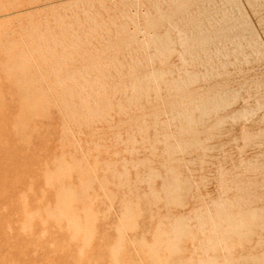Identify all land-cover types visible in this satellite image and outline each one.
I'll use <instances>...</instances> for the list:
<instances>
[{
    "label": "rangeland",
    "instance_id": "374dc122",
    "mask_svg": "<svg viewBox=\"0 0 264 264\" xmlns=\"http://www.w3.org/2000/svg\"><path fill=\"white\" fill-rule=\"evenodd\" d=\"M0 123V264H264V0H0Z\"/></svg>",
    "mask_w": 264,
    "mask_h": 264
},
{
    "label": "bare ground",
    "instance_id": "6f19581e",
    "mask_svg": "<svg viewBox=\"0 0 264 264\" xmlns=\"http://www.w3.org/2000/svg\"><path fill=\"white\" fill-rule=\"evenodd\" d=\"M32 1H33V0H32ZM40 1H41V0H40ZM43 1H44V0H43ZM51 1H52V0H51ZM86 1H87V0H86ZM114 2H115V1H114ZM42 3H43V2H42ZM65 3H66V2H65ZM76 3H77V2H76ZM103 3H104V2H103ZM35 4H36V3H35ZM89 4H90V3H89ZM109 4H110V3H109ZM112 4H113V3H112ZM1 6H2V5H1ZM117 6H118V5H117ZM45 7H46V6H45ZM13 8H14V7H13ZM49 8H50V7H49ZM114 8H115V7H114ZM21 10H22V9H21ZM102 10H103V9H102ZM36 11H37V10H36ZM40 11H41V10H40ZM42 11H43V10H42ZM25 13H26V12H25ZM109 13H111V12H109ZM29 14H30V13H29ZM31 14H32V13H31ZM27 15H28V14H27ZM112 15H113V14H112ZM119 15H120V14H119ZM24 16H25V15H24ZM64 16H65V15H64ZM106 17H107V16H106ZM111 18H112V17H111ZM121 18H122V17H121ZM64 19H65V17H64ZM73 19H74V18H73ZM81 20H82V19H81ZM91 20H92V19H91ZM117 20H118V19H117ZM46 21H47V20H46ZM56 21H57V20H56ZM40 22H41V21H40ZM49 22H50V21H49ZM120 22H121V21H120ZM91 23H92V22H91ZM102 23H103V22H102ZM108 23H109V22H108ZM63 25H64V24H63ZM112 26H113V25H112ZM33 27H34V25H33ZM79 27H80V26H79ZM47 28H48V27H47ZM49 28H50V25H49ZM66 28H67V27H66ZM77 28H78V27H77ZM87 28H88V27H87ZM50 29H51V28H50ZM58 29H59V28H58ZM71 29H72V28H71ZM55 30H56V29H55ZM38 31H39V30H38ZM41 31L43 32V30H41ZM96 31H97V30H96ZM107 31H108V30H107ZM30 32H31V31H30ZM44 33H45V32H44ZM58 33H59V32H58ZM180 33H181V32H180ZM45 34H46V33H45ZM49 34H50V33H49ZM52 34H53V33H52ZM85 35H86V34H85ZM31 36H32V35H31ZM46 36H47V35H46ZM69 36H70V35H69ZM74 36H75V35H74ZM35 37H36V36H35ZM50 37H51V36H50ZM26 39H27V38H26ZM50 39H51V38H50ZM50 39H49V41H50ZM77 39H78V38H77ZM37 40H38V39H37ZM54 40H55V39H54ZM49 41H48V42H49ZM80 41H81V40H80ZM14 42H15V41H14ZM30 42H31V41H30ZM56 42H57V41H56ZM73 42H74V41H73ZM16 43H17V42H16ZM21 43H22V42H21ZM21 43H20V44H21ZM42 43H43V42H42ZM54 43H55V42H54ZM64 43H65V42H64ZM37 44H38V43H37ZM49 44H50V43H49ZM24 45H25V44H24ZM13 46H14V45H13ZM52 46H53V45H52ZM71 46H72V45H71ZM7 48H8V47H7ZM7 48H6V49H7ZM18 48H19V47H18ZM26 48H27V46H26ZM34 48H35V47H34ZM45 48H46V47H45ZM21 49H22V48H21ZM35 49H36V48H35ZM58 49H59V48H58ZM27 50H28V49H27ZM31 50H32V49H31ZM24 51H25V50H24ZM37 51H38V50H37ZM89 51H90V50H89ZM10 52H11V51H10ZM19 52H20V51H19ZM60 52H61V51H60ZM33 53H34V51H33ZM73 53H75V52H73ZM200 53H201V52H200ZM4 54H5V53H4ZM46 54H47V53H46ZM49 54H50V53H49ZM85 54H86V53H85ZM7 55H8V54H7ZM12 55H13V54H12ZM42 55H43V54H42ZM10 57H11V55H10ZM20 57H21V56H20ZM23 57H24V56H23ZM62 57H63V56H62ZM63 58H64V57H63ZM140 60H141V59H140ZM46 61H47V60H46ZM53 61H54V60H53ZM60 62H61V61H60ZM65 62H66V61H65ZM5 63H6V62H5ZM69 63H70V62H69ZM6 64H7V63H6ZM34 64H35V63H34ZM148 65H149V64H148ZM43 66H44V64H43ZM70 67H71V66H70ZM38 68H39V67H38ZM65 68H66V67H65ZM67 68H68V67H67ZM25 70H26V69H25ZM109 70H110V69H109ZM16 72H17V71H16ZM41 73H42V72H41ZM15 74H16V73H15ZM1 75H2V74H1ZM116 75H117V74H116ZM52 76H53V75H52ZM63 76H64V75H63ZM21 77H22V76H21ZM39 78H40V77H39ZM59 78H60V77H59ZM102 78H103V77H102ZM34 79H35V78H34ZM42 79H43V78H42ZM5 80H6V79H5ZM27 80H28V79H27ZM55 80H56V79H55ZM74 81H75V80H74ZM2 82H3V81H2ZM18 82H19V81H18ZM49 82H50V81H49ZM49 82H48V83H49ZM71 82H72V81H71ZM79 82H80V81H79ZM77 85H78V83H77ZM41 86H42V85H41ZM67 86H68V85H67ZM3 88H4V87H3ZM36 88H37V87H36ZM190 88H191V87H190ZM4 89H5V88H4ZM23 89H24V88H23ZM28 90H29V89H28ZM31 91H32V90H31ZM37 91H38V90H37ZM59 91H60V89H59ZM123 91H124V90H123ZM4 92H5V91H4ZM19 92H20V91H19ZM46 92H47V91H46ZM5 94H6V93H5ZM5 94H4V95H5ZM59 94H60V93H59ZM97 94H98V93H97ZM19 95H20V94H19ZM118 95H119V94H118ZM150 95H151V94H150ZM79 96H80V95H79ZM87 96H88V95H87ZM4 97H5V96H4ZM35 97H36V96H35ZM44 97H45V96H44ZM49 98H50V97H49ZM82 98H83V97H82ZM4 99H5V98H4ZM9 99H10V98H9ZM90 99H91V98H90ZM47 100H48V99H47ZM78 100H79V99H78ZM55 102H56V101H55ZM58 102H59V101H58ZM117 102H118V101H117ZM29 103H30V102H29ZM69 103H70V102H69ZM174 103H175V102H174ZM48 104H50V103H48ZM10 105H11V104H10ZM65 105H66V104H65ZM67 105H68V104H67ZM110 105H112V104H110ZM118 105H119V104H118ZM115 106H116V105H115ZM119 106H120V105H119ZM147 106H149V105H147ZM194 106H195V105H194ZM194 106H193V107H194ZM13 107H14V106H13ZM44 107L46 108V106H44ZM80 107H81V106H80ZM11 108H12V107H11ZM24 108H25V107H24ZM85 108H86V107H85ZM107 108H109V107H107ZM113 109H114V108H113ZM11 110H12V109H10V111H11ZM79 110H80V109H79ZM151 110H152V109H151ZM151 110H150V111H151ZM188 110H189V109H188ZM3 111H4V110H3ZM22 111H23V110H22ZM37 111H38V110H37ZM47 111H48V110H47ZM81 111H82V110H81ZM103 111H104V110H103ZM110 111H111V110H110ZM12 112H13V111H11V113H12ZM39 112H40V110H39ZM51 112H52V111H51ZM98 112H100V111H98ZM140 112H141V111H140ZM153 112H154V111H153ZM41 113H42V111H41ZM104 113H105V112H104ZM111 113H112V112H111ZM214 113H215V112H214ZM3 114H4V112H3ZM44 114H45V113H44ZM91 114H92V113H91ZM1 115H2V114H1ZM40 115H41V114H40ZM42 115H43V113H42ZM78 115H81V114H78ZM119 115H120V114H119ZM140 115H141V114H140ZM43 116H44V115H43ZM115 116H116V115H115ZM68 117H69V116H68ZM118 117H119V116H118ZM122 117H123V116H122ZM134 117H135V116H134ZM5 118H6V117H5ZM5 118H3V119H5ZM83 118H84V117H83ZM116 118H117V117H116ZM34 119H35V118H34ZM81 119H82V118H81ZM118 119H119V118H118ZM145 119H146V117H145ZM29 120L32 121L31 119H29ZM91 120H93V119L91 118ZM107 120H108V119H107ZM3 121H5V120H3ZM3 121H2V123H3ZM10 121H11V120H10ZM116 121H117V120H116ZM12 122H13V121H12ZM15 122H16V121H15ZM23 122H24V121H23ZM25 122H26V120H25ZM25 122H24V123H25ZM34 122H35V121H34ZM37 122H38V121H37ZM59 122H60V121H59ZM197 122H198V120H197ZM2 123H0V124H2ZM5 123H6V122H5ZM10 123H11V122H10ZM26 123H28V121H27ZM137 123H138V122H137ZM17 124H18V122H17ZM28 124H29V123H28ZM33 124H35V123H33ZM61 124H62V123H61ZM66 124H67V123H66ZM117 124H118V123H117ZM158 124H159V123H158ZM177 124H178V123H177ZM19 125H21V124H19ZM35 125H36V124H35ZM5 126H6V125H5ZM13 126H17V125L14 124ZM25 126H26V125H25ZM25 126H24V127H25ZM32 126H33V129H34V125H32ZM67 126H68V125H67ZM96 126H97V125H96ZM104 126H105V124H104ZM104 126H103V127H104ZM114 126H116V125H114ZM125 126H126V125H125ZM3 127H4V126H2V127H0V128L3 129ZM21 127H22V126H21ZM24 127H23V128H24ZM30 127H31V126H30ZM35 127H36V126H35ZM139 127H140V126H139ZM156 127H157V126H156ZM42 128H43V127H42ZM105 128H106V127H105ZM105 128H104V129H105ZM1 129H0V130H1ZM20 129H21V128H20ZM83 129H84V128H83ZM101 129H102V128H101ZM121 129H122V128H121ZM132 129H135V128H132ZM14 130H16V129L14 128ZM14 130H13V131H14ZM86 130H87V129H86ZM110 130H111V129H110ZM157 130H158V129H157ZM177 130H178V129H177ZM179 130H180V129H179ZM9 131H10V130H9ZM27 131H28V130H27ZM30 131H31V129H30ZM72 131H73V130H72ZM82 131H83V130H82ZM149 131H150V130H149ZM149 131H148V134H149ZM34 132H35V130H34ZM43 132H44V131H43ZM122 132H123V131H122ZM151 132H152V131H151ZM162 132H163V131H162ZM0 133H3V132H0ZM10 133H11V132H10ZM12 133H13V132H12ZM63 133H64V132H63ZM130 133H131V132H130ZM15 134H19V133H15ZM35 134H36V132H35ZM37 134H38V133H37ZM46 134H47V133H46ZM84 134H85V133H84ZM105 134H106V133H105ZM24 135H25V134H24ZM38 135H39V134H38ZM38 135H37V136H38ZM52 135H53V134H52ZM102 135H103V133H102ZM15 137H16V136H15ZM77 137H78V136H77ZM105 137H106V136H105ZM105 137H104V138H105ZM0 138H1V137H0ZM9 138H10V135H9ZM21 138H22V136H21ZM89 138H90V137H89ZM159 138H160V137H159ZM10 139H11V138H10ZM16 139H17V138H16ZM30 139H31V138H30ZM136 139H137V138H136ZM177 139H178V138H177ZM0 140H1V139H0ZM28 140H29V138H28ZM37 140H38V139H37ZM41 140H43V139H41ZM41 140H40V142H41ZM49 140H50V139H49ZM79 140H80V139H79ZM170 140H171V139H170ZM200 140H201V139H200ZM8 141H9V140L7 139V142H8ZM11 141H12V139H11ZM11 141H9V142H11ZM30 141H31V140H30ZM44 141H45V140H44ZM81 141H82V140H81ZM93 141H94V140H93ZM150 141H151V140H150ZM173 141H174V140H173ZM7 142H5V143H7ZM13 142H14V141H13ZM13 142H12V143H13ZM19 142H20V141H19ZM42 142H43V141H42ZM83 142H84V141H83ZM12 143H11V144H12ZM14 143H15V142H14ZM17 143H18V142H17ZM26 143H28V141H27ZM49 143H50V142H49ZM9 144H10V143H9ZM11 144H10V145H11ZM19 144H20V143H19ZM24 144H25V142H24ZM50 144H51V143H50ZM80 144H81V143H80ZM83 144H84V143H83ZM0 145H1V144H0ZM12 145H13V144H12ZM12 145H11V146H12ZM34 145H36V144H34ZM77 145H78V144H77ZM110 145H111V144H110ZM1 146H4V144L1 145ZM1 146H0V148H1ZM6 146H8V145H6ZM6 146H5V147H6ZM31 146H33V145H31ZM42 146H43V145H42ZM48 146H50V145H48ZM90 146H91V145H90ZM105 146H106V145H105ZM9 147H10V146H9ZM18 147H19V146H18ZM46 147H47V146H46ZM76 147H77V146H76ZM10 148H11V147H10ZM10 148H8V149H10ZM12 148H13V147H12ZM12 148H11V150H13ZM74 148H75V147H74ZM79 148H80V147H79ZM79 148H78V149H79ZM120 148H121V147H120ZM138 148H139V147H138ZM2 149H3V148H2ZM2 149H1V150H2ZM28 149H29V148H28ZM32 149H33V148H32ZM47 149H48V148H47ZM81 149H82V148H81ZM3 150H4V149H3ZM14 150H15V147H14ZM26 150H27V149H26ZM38 150H39V152H40V151L43 150V148H42V150H40V149H38ZM67 150H69V149H67ZM91 150H92V149H91ZM126 150H127V149H126ZM136 150H137V149H136ZM158 150H159V149H158ZM77 151H78V150H76L75 153H77ZM79 151H80V150H79ZM110 151H111V150H110ZM188 151H189V150H188ZM11 152H12V151H11ZM72 152H73V151H72ZM72 152H71V153H72ZM100 152H101V151H100ZM105 152H106V151H105ZM2 153H3V151H2ZM25 153H26V152H25ZM27 153H28V152H27ZM32 153H34V151H33ZM36 153H37V152H36ZM45 153H47V152H45ZM61 153H62V152H61ZM69 153H70V152H69ZM71 153H70V154H71ZM84 153H85V152H84ZM86 153H87V151H86ZM107 153H108V152H107ZM123 153H124V152H123ZM138 153H139V150H138ZM145 153H146V152H145ZM156 153H158V152H156ZM12 154H14V153L12 152ZM17 154H18V151H17ZM40 154H42V152L39 153V155H40ZM47 154H48V153H47ZM62 154H63V153H62ZM73 154H74V152H73ZM77 154H78V153H77ZM80 154H81V153H80ZM88 154H89V153H88ZM90 154H91V153H90ZM35 155H36V154H35ZM35 155H34V156H35ZM45 155H46V154H45ZM60 155H61V154H60ZM83 155H84V154H83ZM193 155H194V154H193ZM12 156H13V155H12ZM20 156H22V155H20ZM24 156H26V155L23 154V157H24ZM30 156H31V155H30ZM47 156H48V155H46V157H47ZM55 156H57V155H55ZM55 156H53V157H55ZM58 156H59V151H58ZM86 156H87V154H86ZM108 156H109V155H108ZM112 156H113V155H112ZM128 156H129V155H128ZM131 156H132V155H131ZM145 156H146V155H145ZM148 156H151V155H148ZM175 156H176V155H175ZM181 156H182V154H181ZM65 157H67V155H66ZM68 157H69V156H68ZM73 157H74V156H73ZM73 157H72V158H73ZM79 157H80V155H79ZM84 157H85V156H84ZM84 157H83V158H84ZM87 157H91V159H92V156H91V155H90V156H87ZM121 157H122V156H121ZM186 157H187V156H186ZM192 157H193V156H192ZM1 158H2V157H1ZM3 158H4V157H3ZM12 158H14V157H12ZM17 158H18V157H17ZM24 158H25V157H24ZM44 158H45V157H44ZM47 158H48V157H47ZM47 158H46V159H47ZM57 158H58V157H57ZM57 158H56V159H57ZM76 158L78 159V157H76ZM76 158H75V159H76ZM81 158H82V157H81ZM81 158H79V159H81ZM100 158H101V157H100ZM110 158H111V157H110ZM124 158H125V157H124ZM149 158H150V157H149ZM164 158H165V157H164ZM187 158H188V157H187ZM9 159H10V158H8V160H9ZM29 159H31V158H29ZM34 159L37 160L36 157H34ZM34 159H33V160H34ZM58 159H59V158H58ZM65 159H66V158H65ZM73 159H74V158H73ZM75 159H74V160H75ZM79 159H78V160H79ZM89 159H90V158H89ZM101 159H102V158H101ZM107 159H108V158H107ZM204 159H206V158H204ZM16 160H17V159H16ZM18 160H20V158H18ZM49 160H50V159H49ZM52 160H54V158H53ZM78 160H77V161H78ZM81 160H82V159H81ZM83 160H84V159H83ZM85 160H86V159H85ZM93 160H94V159H93ZM102 160H103V159H102ZM123 160H124V159H123ZM125 160H126V159H125ZM0 161H1V159H0ZM13 161H14V160H13ZM26 161H27V160H26ZM26 161H25V162H26ZM37 161H38V160H37ZM45 161H46V160H45ZM57 161H59V160H57ZM68 161H69V158H68ZM77 161H75V163H76ZM155 161H157V159H156ZM1 162H2V161H1ZM1 162H0V163H1ZM4 162H5V161H4ZM4 162H3V163H4ZM9 162H10V161H9ZM17 162H18V161H17ZM22 162H23L24 164H28V163H25L23 160H22ZM32 162H33V161H32ZM35 162H36V161H35ZM43 162H44V160H43ZM53 162H54V161H53ZM55 162H56V161H55ZM81 162H82V161H81ZM85 162H87V160H86ZM108 162H109V161H108ZM3 163H2V164H3ZM11 163L13 164L14 162L11 161ZM11 163H10V164H11ZM46 163H47V162H46ZM88 163H89V161H88ZM125 163H127V162H125ZM10 164H8V165H10ZM44 164H45V163H44ZM56 164H57V163H56ZM56 164H54V165H56ZM72 164H74V163H72ZM79 164H80V163H79ZM91 164H92V163H91ZM127 164H128V163H127ZM127 164H126V165H127ZM174 164H175V163H174ZM0 165H1V164H0ZM17 165H18V164H17ZM31 165H32V164H31ZM33 165L35 166L36 164L34 163ZM45 165H46V164H45ZM48 165H49V164H48ZM48 165H47V166H48ZM62 165H63V164H62ZM74 165H75V164H74ZM77 165H78V164H77ZM153 165H154V164H153ZM10 166H11V165H10ZM12 166H13V165H12ZM21 166H22V165H21ZM36 166H37V165H36ZM80 166H82V165H80ZM115 166H116V165H115ZM145 166H146V165H145ZM154 166H155V165H154ZM203 166H204V165H203ZM8 167H9V166H8ZM15 167L17 168V166H15ZM27 167H28V166H27ZM31 167H33V166H31ZM37 167H38V166H37ZM97 167H98V166H97ZM149 167H150V166H149ZM191 167H192V166H191ZM13 168H14V167H13ZM20 168H21V170H22L23 166L20 167ZM24 168H26V167H24ZM38 168H39V167H38ZM38 168H37V169H38ZM48 168H50V167H48ZM48 168H47V170L45 169L44 172H45V171H48ZM80 168H81V167H80ZM86 168H87V167H86ZM108 168H109V167H108ZM0 169H1V168H0ZM2 169H3V168H2ZM27 169H28V168H27ZM40 169H41V167H40ZM70 169H71V168H70ZM110 169H111V167H110ZM28 170H29V169H28ZM42 170H43V169H42ZM63 170H64V169H63ZM78 170H79V169H77V171H78ZM108 170H109V169H108ZM183 170H184V168H183ZM183 170H181V171H183ZM10 171H11V170H10ZM23 171H24V170H23ZM32 171H33V169H32ZM74 171H76V170H74ZM82 171H83V170H82ZM111 171H112V170H111ZM164 171H165V170H164ZM13 172H15V170H14ZM16 172H17V171H16ZM24 172H25V171H24ZM36 172H37V171H36ZM38 172L40 173L41 171H38ZM85 172H86V171H85ZM128 172H129V171H128ZM202 172H203V171H202ZM9 173H10V172H9ZM22 173H23V172H22ZM33 173L35 174V172H32V174H33ZM41 173H42V172H41ZM49 173H50V172H49ZM79 173L81 174V172H79ZM99 173H100V172H99ZM107 173H109V172H107ZM107 173H106V175H108ZM157 173H158V171H157ZM160 173H161V172H160ZM186 173H187V172H186ZM5 174H7V173H5ZM27 174H28V171H27ZM74 174H75V172H74ZM88 174H89V173H88ZM97 174H98V173H97ZM102 174H103V173H102ZM184 174H185V172H184ZM189 174H190V173H189ZM194 174H195V173H194ZM2 175H3V174H2ZM8 175H9V174H8ZM18 175H19V174H18ZM22 175H23V174H22ZM25 175H26V172H25ZM39 175H40V174H39ZM106 175H105V176H106ZM114 175H115V174H114ZM185 175H187V174H185ZM197 175H198V174H197ZM212 175H213V174H212ZM9 176H10V175H9ZM11 176H12V175H11ZM19 176H20V175H19ZM44 176H45V175H43V177H44ZM48 176H49V175H48ZM75 176H76V175H75ZM98 176H99V175H98ZM110 176H111V175H110ZM161 176H162V175H161ZM208 176H209V175H208ZM218 176H219V175H218ZM3 177H4V176H3ZM14 177H15V176H14ZM17 177H18V176H17ZM20 177L22 178V176H20ZM29 177H30V176H29ZM29 177H27V176L25 177V176H24L23 178L27 180V178H29ZM34 177H36V176L34 175ZM11 178H12V177H11ZM31 178H32V177H31ZM31 178H30V179H31ZM40 178H41V176H40ZM45 178H46V176H45ZM47 178H48V177H47ZM187 178H188V177H187ZM196 178H197V177H196ZM196 178H195V179H196ZM5 179H6V178H5ZM7 179H9V178H7ZM7 179H6V181H7ZM30 179H29V180H30ZM67 179H68V178H67ZM69 179L71 180V178H69ZM84 179H86V177H84ZM195 179H194V180H195ZM197 179H198V178H197ZM197 179H196V180H197ZM3 180H4V179H3ZM13 180H14V179H12V184L14 183ZM18 180H19V178H18ZM35 180H37V179H35ZM63 180H64V179H63ZM63 180H62V181H63ZM94 180H95V179H94ZM209 180H211V179H209ZM247 180H248V179H247ZM4 181H5V180H4ZM9 181H11V180H9ZM19 181H20V180H19ZM23 181H24V180H23ZM96 181H97V180H96ZM96 181H94V183H95ZM121 181H122V180H121ZM26 182H27V181H26ZM43 182H45V181L43 180ZM67 182H69V181H67ZM155 182H156V181H155ZM7 183H8V182H7ZM7 183H6V184H7ZM22 183H23V182H22ZM27 183L29 184V182H27ZM32 183H33V182H32ZM34 183H35V182H34ZM191 183H192V182H191ZM25 184H26V183H25ZM35 184H36V183H35ZM84 184H85V183H84ZM92 184H93V183H91V185H92ZM98 184H99V183H98ZM100 184H101V183H100ZM198 184H199V183H198ZM228 184H229V183H228ZM26 185H27V184H26ZM29 185H30V184H29ZM31 185H32V184H31ZM37 185H38V184H37ZM37 185H35V186H37ZM89 185H90V184H89ZM96 185H97V184H96ZM110 185H111V184H110ZM139 185H140V184H139ZM139 185H138V186H139ZM14 186H15V185H14ZM45 186H46V185H45ZM107 186H109V185H107ZM113 186H114V184H113ZM158 186H159V185H158ZM212 186H213V185H212ZM18 187H20L19 184H18ZM23 187H24V186H23ZM23 187H22V188H23ZM29 187H30V186H27L28 189H29ZM46 187H48V186H46ZM55 187H56V186H55ZM72 187H73V185H72ZM88 187H89V186H88ZM151 187H152V186H151ZM192 187H193V185H192ZM48 188H49V187H48ZM48 188H47V189H48ZM52 188H53V186H52ZM52 188H51V189H52ZM73 188H74V187H73ZM109 188H110V187H109ZM145 188H146V187H145ZM193 188H194V187H193ZM209 188H210V187H209ZM34 189H35V188H34ZM43 189H44V188H43ZM51 189H50V190H51ZM84 189H85V188H84ZM94 189H95V190H99L98 188H97V189L94 188ZM158 189H159V188H158ZM22 190H23V189H22ZM30 190H31V189H30ZM77 190H78V189H77ZM116 190H117V188H116ZM139 190H140V189H139ZM139 190H138V191H139ZM193 190H194V189H193ZM201 190H202V189H201ZM203 190H204V189H203ZM7 191H8V189H7ZM9 191H10V190H9ZM23 191H24V190H23ZM90 191H91V190H90ZM100 191H102V190H100ZM100 191L98 192L99 194H100ZM143 191H144V190H143ZM34 192H35V191H34ZM36 192H37V191H36ZM41 192H42V191H41ZM55 192H56V191H55ZM115 192H116V191H115ZM200 192H201V191H200ZM12 193H13V192H12ZM22 193H23V192H22ZM38 193H39V191H38ZM47 193H48V192H47ZM50 193H52V192L50 191ZM80 193H81V192H80ZM89 193H92V192H89ZM10 194H11V193L9 192V195H10ZM24 194H25V193H24ZM40 194H41V193H40ZM99 194H97V195H99ZM4 195H5V194H4ZM29 195H30V194H29ZM31 195H32V194H31ZM31 195H30V196H31ZM41 195H42V194H41ZM43 195L45 196L46 193H45V194L43 193ZM47 195H48V194H47ZM52 195H53V194H52ZM101 195H102V194H101ZM118 195H119V194H118ZM199 195H200V194H199ZM10 196H11V195H10ZM25 196H27V195H25ZM25 196H24V198H25ZM49 196H50V195H49ZM49 196H48V197H49ZM54 196H55V195H54ZM75 196H76V195H75ZM83 196H84V195H83ZM92 196H93V195H92ZM94 196H95V194H94ZM133 196H135V195H133ZM141 196H142V195H141ZM18 197H19V196H18ZM22 197H23V194H22ZM32 197H33V196H31V198H32ZM42 197H43V196H42ZM84 197H85V196H84ZM6 198H7V196H6ZM28 198H29V197H28ZM28 198H27V199H28ZM53 198H55V197H53ZM125 198H126V197H125ZM131 198H132V197H131ZM140 198H141V197H140ZM149 198H150V197H149ZM201 198H202V197H201ZM215 198H216V197H215ZM17 199H18V198H17ZM27 199H26V200H27ZM39 199H40V198H39ZM42 199H43V198H41V200H42ZM49 199H50V198H49ZM80 199H81V198H80ZM85 199H86V198H85ZM91 199H92V198H91ZM97 199H98V198H97ZM97 199H96V200H97ZM6 200L8 201L9 199H6ZM6 200H5V202H7ZM20 200H21V198H20ZM31 200H32V199H31ZM51 200H52V198L50 199V203H51ZM53 200H55V199H53ZM99 200H100V199H99ZM141 200H142V199H141ZM151 200H152V199H151ZM0 201H1V200H0ZM21 201H22V200H21ZM29 201H30V200H29ZM29 201H28V202H29ZM43 201H44V200H43ZM55 201H57V200H55ZM82 201H83V198H82ZM189 201H190V200H189ZM191 201H192V200H191ZM209 201H210V200H209ZM23 202H26V201L24 200ZM23 202H22V204H23ZM39 202H40V200H39ZM48 202H49V201H48ZM95 202H98V200L95 201ZM104 202H105V201H104ZM107 202H108V201H106V203H107ZM195 202H196V201H195ZM26 203H27V202H26ZM44 203H45V205H46V202H45V201H44ZM44 203H43V204H44ZM50 203H49V206H50ZM59 203H60V202H59ZM73 203H74V201H73ZM108 203H109V202H108ZM143 203H144V202H143ZM19 204H20V202H19ZM28 204H30V202L27 203V205H28ZM31 204H32V203H31ZM40 204H41V203H40ZM43 204H42V205H39V206H43ZM52 204H53V203H52ZM84 204H86V203H84ZM95 204H96V203H95ZM97 204H98V203H97ZM113 204H114V203H113ZM115 204H116V203H115ZM162 204H163V203H162ZM6 205H7V204H5V205H3V206H6ZM16 205H17V204H16ZM24 205H25V204H24ZM78 205H79V204H78ZM158 205H159V204H158ZM160 205H161V204H160ZM187 205H188V203H187ZM13 206H14V205H13ZM13 206H11V207H13ZM19 206H20V205H19ZM34 206H35V205H34ZM34 206H33V207H34ZM47 206H48V203H47ZM76 206H77V205H76ZM116 206H117V205H116ZM173 206H174V205H173ZM195 206H196V205H195ZM7 207H8V206H7ZM11 207H9L10 210H11ZM15 207H16V206H15ZM15 207H14V208H15ZM20 207H21V206H20ZM33 207H32V208H33ZM55 207H56V205H55ZM55 207H54V208H55ZM14 208H13V209H14ZM40 208H41V207H40ZM78 208H79V207H78ZM0 209H3V207H1ZM4 209H5V212L10 211L9 209H7V210H6V208H4ZM4 209H3V210H4ZM41 209H42V208H41ZM95 209H96V208H95ZM95 209H94V210H95ZM115 209H116V208H115ZM117 209H118V208H117ZM155 209H156V208H155ZM29 210H30V209H29ZM33 210H34V209H33ZM33 210H32V211H33ZM43 210H44V209H43ZM47 210H51V209H47ZM96 210H97V209H96ZM54 211H55V210H54ZM164 211H165V210H164ZM186 211H187V210H186ZM11 212H12V214H14V213H13V210H12ZM16 212H17V211H16ZM24 212H25V211H24ZM35 212H36V211H35ZM56 212H57V210H56ZM118 212H119V211H118ZM160 212H161V211H160ZM18 213H19V211H18ZM27 213H28V212H27ZM42 213H43V212H42ZM116 213H117V212H116ZM154 213H155V212H154ZM154 213H153V214H154ZM169 213H170V211H169ZM169 213H168V214H169ZM4 214H6V213H4ZM9 214H11V213L9 212ZM24 214H25V213H24ZM32 214H33V212H32ZM34 214H35V213H34ZM45 214H46V213H45ZM47 214H48V213H47ZM164 214H165V213H164ZM35 215H36V214H35ZM12 216H14V215H12ZM12 216H11V217H12ZM24 216H25V215H24ZM159 216H161V214H160ZM25 217H26V216H25ZM27 217H28V216H27ZM42 217H43V216H42ZM44 217H45V216H44ZM81 217H83V216H81ZM13 218H14V217H13ZM34 218H35V217H34ZM38 218H39V217H38ZM46 218H47V216H46ZM14 219H15V218H14ZM10 220H11V218H10ZM27 220H28V219H27ZM36 220H37V219H36ZM39 220H40V219H39ZM43 220H44V219H43ZM43 220H42V221H43ZM47 220H50V219L47 218ZM8 221H9V217H8ZM17 221H18V220H17ZM29 221H30V220H29ZM50 221H51V220H50ZM117 221H118V219H117ZM163 221H164V220H163ZM6 222H7V221H6ZM21 222H22V221H21ZM32 222H33V221H32ZM45 222H46V221H45ZM64 222H65V221H64ZM25 223H26V222H25ZM105 223H106V222H105ZM119 223H120V222H119ZM154 223H155V222H154ZM5 224H6V223H5ZM10 224H12V223H10ZM18 224H20V222H19ZM29 224H30V223H29ZM35 224H36V226H37V225H39L40 223L37 224V221H36ZM35 224H34V225H35ZM42 224H43V223H42ZM42 224H40V225H42ZM53 224H54V223H53ZM53 224H52V226H53ZM65 224H66V223H65ZM190 224H191V223H190ZM15 225H16V223H15ZM71 225H72V228H73V231H74V232H76V233L79 232V229H78V223H77L76 220H73V222H71ZM107 225H109V224H107ZM13 226H14V225H13ZM13 226H12V227H13ZM17 226H18V225H17ZM17 226H16V227H17ZM46 226H47V225H46ZM54 226H55V225H54ZM16 227H15V228H16ZM20 227H21V225H20ZM27 227H28V226H27ZM37 227H38V226H37ZM39 227H42V226H39ZM50 227H51V225H50ZM50 227H49V229H50ZM58 227H59V226H58ZM107 227H108V226H107ZM113 227H114V226H113ZM108 228H109V227H108ZM149 228H150V227H149ZM27 229H28V228H27ZM34 229H35V228H34ZM42 229H44V228L42 227ZM52 229L54 230V229H56V228H55V227H54V228L52 227ZM165 229H166V228H165ZM17 230H18V229H17ZM32 230H33V229H32ZM37 230H38V229H37ZM50 230H51V229H50ZM50 230L47 231V232H48V234L46 233L47 235L51 234V231H50ZM98 230H99V228H98ZM19 231H20V230H19ZM27 231H28V230H27ZM33 231L35 232V230H33ZM58 231H59V229H58ZM34 232H33V234H34ZM49 232H50V233H49ZM65 232H66V231H64V233H65ZM12 233H13V232H12ZM20 233H21V231H20ZM55 233H56V231H55ZM55 233H54V234H55ZM151 233H152V232H151ZM22 234H24V233H22ZM26 234H27V233H26ZM52 234H53V233H52ZM52 234H51V236H53ZM58 234H60V232H59ZM58 234H57V235H58ZM80 234H81V233H80ZM29 235H30V234H29ZM39 235H40V233H39ZM47 235H46V236H47ZM62 235H64V234L62 233ZM24 236H27V235H24ZM51 236H50V237H51ZM8 237H9V236H8ZM40 237H41V236H39V238H40ZM48 237H49V236H48ZM55 237H56V234H55ZM63 237H64V236H63ZM67 237H69V236L67 235ZM150 237H151V236H150ZM216 237H217V236H216ZM12 238H13V236H12ZM24 238H26V237H24ZM27 238H28V237H27ZM29 238H30V236H29ZM31 238H32V237H31ZM36 238H37V237H36ZM36 238H35V239H36ZM60 238H61V237H60ZM60 238L58 237V239H56V240H59ZM69 238H70V237H69ZM146 238H147V237H146ZM20 239H21V238H20ZM47 239H48V238H47ZM47 239H46V240H47ZM49 239H50V238H49ZM84 239H85V238H84ZM46 240H43V239H42L41 241H46ZM61 240H62V239H61ZM94 240H95V239H94ZM98 240H99V238H98ZM98 240H97V241H98ZM48 241H49V240H48ZM59 241H60V240H59ZM66 241H67V240H66ZM66 241H65V242H66ZM68 241H69V240H68ZM20 242H21V241H20ZM56 242H58V241H56ZM69 242H70V241H69ZM69 242H67V243H65V244H68ZM100 242H101V241H100ZM38 243H39V241H38ZM48 243H50V242H48ZM59 244H60V243H59ZM71 244H72V243H71ZM96 244H97V243H96ZM15 245H17L16 242H15ZM48 245H49V244H48ZM36 246H37V244H36ZM64 246H65V245H64ZM68 246H69V244H68ZM68 246H67V248L69 249ZM71 246H72V245H71ZM42 247H45L44 244H43ZM47 247H48V246H47ZM47 247H46V248H47ZM32 248H33V247H32ZM46 248H44V249H46ZM50 248H52V246H50ZM50 248H49V249H50ZM53 248H54V247H53ZM65 248H66V247H64V249H65ZM74 248H76V247H73L72 249H74ZM191 248H192V247H191ZM54 249H55V248H54ZM54 249H52L53 251H51V252H54ZM60 249H61V247H60ZM68 249H67V250H68ZM72 249H71V250H72ZM34 250H35V246H34ZM34 250H33V251H34ZM39 250H40V249H39ZM26 251L28 252L27 248H26ZM30 251H31V250H30ZM37 251H38V250H37ZM44 251H45V250H44ZM44 251L41 250V252H44ZM58 251H60V250H58ZM62 251H63V250H62ZM27 252H26V253H27ZM38 252H39V251H38ZM46 252H47V251H46ZM64 252H66V250H65ZM95 252H96V251H95ZM165 252H166V251H165ZM245 252H246V251H245ZM30 253L32 254V252H30ZM30 253H28V255H27V257H28L27 260L30 258V257H29V254H30ZM35 253H36V252H35ZM49 253H50V252H49ZM56 253H57V252H56ZM58 253H59V252H58ZM61 253H62V252H61ZM68 253L71 254V252H68ZM187 254H188V253H187ZM15 255H16V254H15ZM17 255H18V253H17ZM17 255H16V257H17ZM24 255H25V254H24ZM42 255H43V254H42ZM46 255H47V253H46ZM49 255H50V254H49ZM25 256H26V255H25ZM51 256L54 257V254H52ZM70 256H71V255H70ZM37 257H38V256H37ZM40 257H41V259H42V256H40ZM40 257H38V258L40 259ZM43 257H45V255H44ZM48 257H49V256H48ZM76 257H77V256H76ZM76 257H74V259H75ZM93 257H94V256H93ZM95 257H96V256H95ZM193 257H195V256H193ZM31 258H33V256H31ZM31 258H30V259H31ZM34 258H35V256H34ZM45 258H46V257H45ZM63 258H65V257H63ZM97 258H98V257H97ZM103 258H105V257H103ZM19 259H21V258H19ZM22 259H23V257H22ZM24 259H25V257H24ZM49 259H50V258H49ZM51 259H52V258H51ZM51 259H50V260H51ZM68 259H69V257H68ZM68 259H66V261H67ZM70 259H72V258H70ZM76 259H77V258H76ZM76 259H75V260H76ZM83 259H84V258H83ZM106 259H107V258H106ZM106 259H105V260H106ZM36 260H37V258H36ZM42 260H43V259H42ZM58 260H59V258H58ZM58 260H56V261L59 262L60 260H59V261H58ZM78 260H80V258H79ZM99 260H100V259H99ZM106 261H107V260H106ZM20 262H21V260H20ZM31 262L33 263V261H31ZM35 262H36V261H35ZM35 262H34V263H35ZM42 262H43V261H42ZM57 262H56V263H57ZM78 262H79V261H78ZM82 262H83V261H82ZM84 262H85V260H84ZM47 263H48V262H47ZM53 263H54V262H52V264H53ZM64 263H65V261H64ZM86 263H87V262H86ZM101 263H102V262H101ZM23 264H24V263H23ZM26 264H27V262H26ZM30 264H31V263H30ZM42 264H43V263H42ZM44 264H45V262H44ZM65 264H66V263H65ZM67 264H68V261H67ZM71 264H72V263H71ZM75 264H76V263H75ZM77 264H79V263H77ZM90 264H91V263H90ZM102 264H103V263H102ZM104 264H105V263H104Z\"/></svg>",
    "mask_w": 264,
    "mask_h": 264
}]
</instances>
